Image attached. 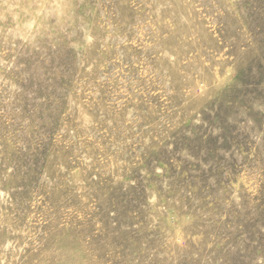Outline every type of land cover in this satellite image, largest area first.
<instances>
[{
    "label": "rangeland",
    "instance_id": "1",
    "mask_svg": "<svg viewBox=\"0 0 264 264\" xmlns=\"http://www.w3.org/2000/svg\"><path fill=\"white\" fill-rule=\"evenodd\" d=\"M0 264H264V0H0Z\"/></svg>",
    "mask_w": 264,
    "mask_h": 264
}]
</instances>
